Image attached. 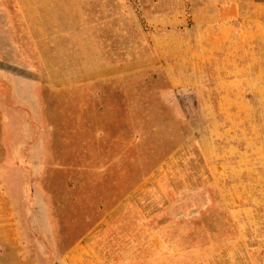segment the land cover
Returning a JSON list of instances; mask_svg holds the SVG:
<instances>
[{"label": "rangeland", "instance_id": "374dc122", "mask_svg": "<svg viewBox=\"0 0 264 264\" xmlns=\"http://www.w3.org/2000/svg\"><path fill=\"white\" fill-rule=\"evenodd\" d=\"M177 2L0 0V264H264V55L173 87Z\"/></svg>", "mask_w": 264, "mask_h": 264}, {"label": "crops", "instance_id": "0c3cea01", "mask_svg": "<svg viewBox=\"0 0 264 264\" xmlns=\"http://www.w3.org/2000/svg\"><path fill=\"white\" fill-rule=\"evenodd\" d=\"M176 8L148 21L150 39L179 37L176 51L168 46L160 52L178 58L165 67L171 85L220 89L224 97L233 87L245 85L250 69L245 57L264 55V0H178ZM16 211L20 214L19 209L3 208V215L15 216Z\"/></svg>", "mask_w": 264, "mask_h": 264}]
</instances>
